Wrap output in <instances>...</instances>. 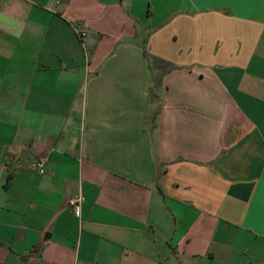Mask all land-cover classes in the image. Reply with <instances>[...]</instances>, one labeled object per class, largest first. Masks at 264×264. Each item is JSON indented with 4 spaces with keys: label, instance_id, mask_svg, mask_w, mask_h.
<instances>
[{
    "label": "crops",
    "instance_id": "1",
    "mask_svg": "<svg viewBox=\"0 0 264 264\" xmlns=\"http://www.w3.org/2000/svg\"><path fill=\"white\" fill-rule=\"evenodd\" d=\"M0 264H264V0H0Z\"/></svg>",
    "mask_w": 264,
    "mask_h": 264
},
{
    "label": "built area",
    "instance_id": "2",
    "mask_svg": "<svg viewBox=\"0 0 264 264\" xmlns=\"http://www.w3.org/2000/svg\"><path fill=\"white\" fill-rule=\"evenodd\" d=\"M43 161H44L43 157L37 158L33 163L35 168H40L43 164ZM82 201H83V196L81 194H77L75 196L67 198L66 204L70 209L73 210L75 214H77L79 213V208L81 206Z\"/></svg>",
    "mask_w": 264,
    "mask_h": 264
}]
</instances>
